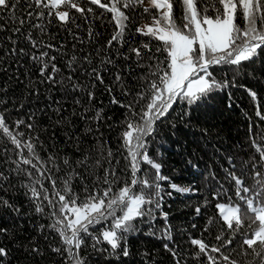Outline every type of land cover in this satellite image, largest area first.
Here are the masks:
<instances>
[{"label":"snow or ice","instance_id":"snow-or-ice-1","mask_svg":"<svg viewBox=\"0 0 264 264\" xmlns=\"http://www.w3.org/2000/svg\"><path fill=\"white\" fill-rule=\"evenodd\" d=\"M97 8L111 14L110 22L114 23L115 31L104 46V55H101V48L96 49L99 66L84 69V75L103 84V73L110 68L116 69L114 83L121 86L122 95L126 98L121 101L113 97L111 100L126 112L121 133V146L127 153L123 168L118 169L120 159L107 147V141L99 139L96 148L100 157L94 163L83 153L81 159L74 161L61 159L57 154L42 156L37 150L39 138L33 135L36 130L31 122L34 114H30L27 121L18 119L9 125L7 110L0 112V139L6 138L3 150L5 153L9 151L10 142L15 146L13 151L18 157L13 160L9 155L0 156V163L11 161L13 165L11 172L0 169V192L7 193L14 187L10 182L13 176L27 179L23 187L27 189L25 195L34 204L35 211L44 213V202H47V214L52 220L48 227L57 233L63 246L52 251L62 256L63 264H87L81 249L88 239L93 241L91 248L95 251L104 253L110 250L118 257H128L127 236L138 230L134 221L157 218L154 213L161 208L162 182L169 180L161 173L162 165L155 162L148 152L147 138L154 133L156 123L166 120L177 103L186 106L185 111L179 114L183 119L192 105L229 88H244L255 102L257 92L247 85L238 84L237 80L240 76L253 75L264 69V0H0V17L10 13L6 20H0V32L10 33L6 39L13 45L6 54L15 57L25 54L24 48L19 46L22 37L32 47L29 58L38 65L37 71L44 78L42 82L58 83L52 75L59 71L54 63L56 57L50 56L48 51H39L54 48L43 39L48 32L47 25L53 19L62 25L75 24L77 14L90 25V21L104 15L103 12L97 15ZM145 13L151 16L152 23L140 26L136 18ZM178 19L182 22L181 27L177 26ZM34 31L39 35L34 36ZM68 31L78 39L70 29ZM126 31L133 36L139 34L162 42V47H156L155 51L167 53L163 61L154 53L147 57L148 60L156 59L157 64L154 70L150 65L144 75L137 76L138 82L144 81L139 90H129L124 85L122 70L108 53L117 45L122 49L127 44L128 53L135 56L136 66H144L141 47L149 53H152V48L143 42L141 47L132 46L130 38L125 36ZM94 35L89 26V38ZM128 53L118 52L117 58L127 61L131 58ZM76 59L75 56L71 58L69 67ZM83 61L91 64V54L85 55ZM258 63L260 69L250 67ZM213 66H228L232 71L231 78L226 72L225 78L216 79ZM126 69L131 71V65H126ZM67 80L71 82L69 91H83L84 86L74 82L71 75ZM107 90L111 94V86ZM86 95L89 102L95 98L93 91H87ZM129 96L131 99H127ZM75 103L81 105L80 118L87 121L89 109L78 98ZM59 111L57 109L58 114ZM101 112L102 109L98 110L92 119L99 120ZM256 115L264 120L259 105ZM171 126L175 128L176 125L173 123ZM22 127L27 132L20 131ZM86 132L91 133L92 128ZM255 136L260 139H255ZM247 147L249 151L236 154L244 157L239 165L232 156L228 158L229 166L224 169L228 187L225 188L221 182L216 188L209 189L211 200L205 198L204 203L209 205L215 201L214 207L218 212L208 218L205 231L210 225L219 223L220 232L214 238L215 244H208L202 238L188 237L194 248L190 253L192 264H264V133H254L250 127ZM141 164L150 166L153 171L144 172ZM97 169L102 175H95ZM85 172L95 176L91 185L87 183ZM73 179L83 183V196L75 191ZM44 181L51 185V191L45 187ZM168 186L180 193L199 191L182 188L175 183ZM167 195L171 196L172 192ZM0 207L20 211L6 195H0ZM195 211L201 214L200 207ZM167 215L161 213L165 221ZM97 225L101 227L97 229ZM168 231L166 226L162 238L171 239ZM6 232L7 229L0 228V233ZM102 243L107 247L99 248ZM164 248L172 255L174 264H184L178 246L170 248L165 243ZM32 251L38 252L39 249L33 248ZM7 255V249L0 247V264H4Z\"/></svg>","mask_w":264,"mask_h":264},{"label":"trees","instance_id":"trees-1","mask_svg":"<svg viewBox=\"0 0 264 264\" xmlns=\"http://www.w3.org/2000/svg\"><path fill=\"white\" fill-rule=\"evenodd\" d=\"M96 12L97 15L102 12L104 15L94 22L90 21V25L79 18L78 14L75 24L62 25L53 19L52 23L47 25L48 32L43 39L45 43L54 45V48L39 51H48L50 56L56 57L54 63L59 71L52 73L58 81L56 84L51 81L42 82L44 78L37 71L38 65L29 58L32 47L22 37L19 39V46L24 48L25 54L19 57L7 55V50L13 47L6 39L10 33L0 32V112L7 110L5 114L9 125L18 119L27 121L28 116L34 114L31 122L34 123L36 130L33 135L39 138L37 150L42 156L57 154L61 159L68 158L74 161L81 159L83 153L94 163L95 159L100 157L96 148L99 139L101 142L107 141V147L117 154V158L120 159L118 169H122L125 163L124 155L127 154L121 146L126 112L118 104L111 103V100L113 97L121 101L126 98L122 95L121 86L114 83L116 69L110 68L108 72L103 73V84L84 75V69L90 70L93 66H99L100 58L96 49L101 48V55H104V46L115 31L114 23L110 22L111 14L98 8ZM9 14L5 13L0 20H6ZM177 15H180L179 11ZM136 19L140 26L152 21L151 16L146 13L137 16ZM77 24L80 25L79 28L76 27ZM89 26L96 34L92 38L88 36ZM177 26H182L180 19L177 20ZM69 29L78 39L73 38ZM33 35L39 34L34 31ZM125 36L130 38V43L134 47H141L143 42L149 43L152 48V53H149L147 49L141 47L142 55L145 57V60L141 61L144 65L142 68L136 66L135 56L128 53L127 44L122 49L117 45L108 50L116 66L122 70L121 75L125 77L124 85L129 90H139L140 84L144 81L138 82L137 76L144 75L150 65L154 70L157 64L156 59L148 60L147 57L154 53L156 58L163 61L167 53L156 52V47H162V42L151 37L139 34L133 36L127 31ZM80 40H83V43ZM118 52L128 53L131 58L127 61L117 58ZM89 54L92 63L86 64L83 57ZM73 56L77 59L73 66L69 67V61ZM126 65H131V71L126 69ZM213 67L216 79L225 78L226 72L227 77L231 78L232 71L228 66ZM250 67L260 69L259 63ZM69 75L73 77L74 82L84 86L83 91H69L71 88V82L67 80ZM237 83L247 85L256 91L257 100L254 102L244 88H229L217 91L192 105L187 109L189 114L183 119L179 118V114L185 111L186 106L177 103L173 105L174 110H170L166 120L156 123L154 133L147 138L148 152L155 162L162 165L161 173L169 177L168 181L162 182L161 208L154 213L157 218L134 221L138 230L127 236L130 252L128 257H118L110 250L104 253L95 251L91 248L93 241L86 240L81 255L87 264H174L172 255L164 248L165 243H168L170 248L178 246L184 264H192L190 253L194 248L190 245L189 236L202 238L208 244L216 243L214 238L220 232L219 223L210 225L208 231H205V226L208 218L216 216L218 210L214 207L215 201L205 205V198L211 200L209 189L216 188L221 182L225 188L228 187L229 182L224 171L225 167L229 166L228 158L232 156L237 165L244 159L236 154L249 151L247 145L250 127L254 133H264V120L256 115L257 105L264 113V69L253 75L240 76ZM109 86L112 88L111 94L107 90ZM87 91H93L95 94L91 102L87 98ZM77 98L89 109L86 113L89 118L87 121L80 118L82 108L75 103ZM57 109H60L59 114ZM100 109L101 118L92 119ZM173 123L176 125L175 128L171 126ZM89 127L92 128L91 133L86 132ZM20 131L27 132V129L22 127ZM69 136L73 138L70 140ZM255 139L260 137L255 136ZM5 143L6 138L0 139V156L9 155L13 160L18 159L13 151L15 146L10 142L9 151L4 152ZM40 145L43 146L42 149ZM12 167L11 161L7 164L0 163V169L7 172H11ZM141 168L144 172L153 171L146 164H141ZM84 174L88 176L87 183L91 185L95 181V176L90 172ZM95 175H102V172L97 169ZM10 182L14 187L7 193L0 192V195H6L20 211L0 207V228L7 229L6 233H0V247L6 248L8 252L4 264H63L62 256L52 251L53 248L63 246L57 233L48 227L52 220L47 214V202H44L45 212L37 213L34 204L25 195L27 189L23 184L28 182L27 179L23 176H13ZM170 183L199 191L176 192L168 186ZM44 184L51 191V185L47 181H44ZM73 186L78 194L84 195L83 183L80 180L73 179ZM100 187L103 188L104 185L101 184ZM168 192H172V195H167ZM197 207L201 208L199 215L195 211ZM161 213L168 214L167 221L161 217ZM166 226L171 239L162 238L165 236ZM100 227L96 226L97 229ZM98 247L103 249L107 245L102 243ZM33 248L39 251L33 252Z\"/></svg>","mask_w":264,"mask_h":264},{"label":"rangeland","instance_id":"rangeland-1","mask_svg":"<svg viewBox=\"0 0 264 264\" xmlns=\"http://www.w3.org/2000/svg\"><path fill=\"white\" fill-rule=\"evenodd\" d=\"M151 23H152V21L151 22H148V23H143L141 26L150 25Z\"/></svg>","mask_w":264,"mask_h":264}]
</instances>
